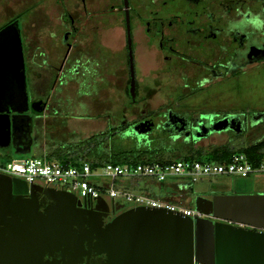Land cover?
I'll return each mask as SVG.
<instances>
[{"label": "flooded vegetation", "instance_id": "flooded-vegetation-1", "mask_svg": "<svg viewBox=\"0 0 264 264\" xmlns=\"http://www.w3.org/2000/svg\"><path fill=\"white\" fill-rule=\"evenodd\" d=\"M73 1L82 5V11L77 12L78 15L88 19V0H57L65 3ZM116 1L118 5L112 8L111 12L123 19L128 50L124 0ZM127 2L129 38L135 66V95L134 97L130 95L126 115L110 116L105 124H101L102 129L83 138L88 139L97 134L102 145L116 144L134 147L139 151L151 149L153 146L163 147L157 154L169 158L188 152L191 148L229 145L230 141L250 134L260 126L264 127V119L258 121L257 118L259 113H264L263 110L213 107L211 100L203 96L209 88L231 80L239 81L251 68L264 65V0H127ZM19 19L18 15L8 20L0 26V30L15 21L18 24L28 95V91L31 92L29 65L37 68V63H41L48 69L51 66L50 56L47 52L39 51L37 34L33 40L29 38ZM61 26L63 28L61 42L65 46V53L61 58V64L55 68V75L58 76L60 72L61 75L60 79L55 76L52 78L53 86L64 81V74L68 68L79 71L80 63L89 59L87 54L85 59L78 38L83 26L76 24L72 12L63 11ZM139 64L143 67L148 66V70L143 73L139 69ZM48 97L41 96L31 101L28 97L29 105L33 101H43L44 113L49 103ZM195 99H198L200 104L197 103V106L187 104V100ZM43 113L35 114L30 107L26 110L25 114L32 119L30 133L26 125L22 131L13 130L8 137L2 134L4 130H0V151L30 153L39 140L37 130ZM231 115H238L239 118L233 120L228 118L226 130L208 132L205 137L194 138L196 129L220 127L221 124L218 122ZM140 124L143 126L137 135L132 129ZM222 137H226L227 141L217 143L224 139ZM40 187L42 189L40 192H29L22 197L26 200L35 198L42 212L54 204L51 196L64 197L56 192L62 190ZM106 203L108 208L105 211L96 208L97 201L80 205V209L86 217H101L106 224L121 212L134 207ZM208 218L216 221L212 217ZM85 248L87 249L86 246ZM44 259L57 261L59 264H72L68 256L63 257L60 253L46 255ZM73 260L74 264H109L105 254L93 251Z\"/></svg>", "mask_w": 264, "mask_h": 264}, {"label": "water", "instance_id": "water-1", "mask_svg": "<svg viewBox=\"0 0 264 264\" xmlns=\"http://www.w3.org/2000/svg\"><path fill=\"white\" fill-rule=\"evenodd\" d=\"M124 8L129 93L134 97L127 0ZM19 38L16 21L0 30V130L6 137L13 130L22 131L24 125L30 133L32 119L25 111L30 107L33 113L41 114L45 108L41 100L29 105ZM228 118L239 116L223 118L218 122L220 127L198 128L194 138L226 130ZM257 118L263 120L264 113ZM141 126H135L132 132L138 135ZM41 190L39 185L0 175V264H59L44 259L56 253L68 256L74 264L73 258L91 251L105 254L109 264H264V194L198 197L195 209L200 215L196 217L136 206L104 224L101 217H86L81 203L65 191H56L64 197L51 196L54 204L44 212L35 198L22 197ZM96 208L105 211L108 205L99 199Z\"/></svg>", "mask_w": 264, "mask_h": 264}, {"label": "crops", "instance_id": "crops-1", "mask_svg": "<svg viewBox=\"0 0 264 264\" xmlns=\"http://www.w3.org/2000/svg\"><path fill=\"white\" fill-rule=\"evenodd\" d=\"M87 4L88 19L82 15L77 19H81L85 25L78 38L85 59L86 54L89 59L80 63L79 71L68 68L64 81H56L58 83L54 86L51 85L54 81L52 78L55 76L58 79L61 75V72L55 75V68L61 64L65 53V46L61 42L62 22L54 29L40 28L37 33L39 51L49 53L51 66L46 69L41 63H37V68L29 65L31 93L34 98L49 96L52 106L47 116V111L43 113L37 130L39 140L30 153L39 152L48 158L53 151L79 144L85 139L83 137L102 129L101 124H105L110 116L128 113L130 69L125 30L122 17L111 12L118 2L88 0ZM139 67L143 73L149 68L141 64ZM12 154L25 155L11 150L0 151V156L7 158H12Z\"/></svg>", "mask_w": 264, "mask_h": 264}, {"label": "rangeland", "instance_id": "rangeland-1", "mask_svg": "<svg viewBox=\"0 0 264 264\" xmlns=\"http://www.w3.org/2000/svg\"><path fill=\"white\" fill-rule=\"evenodd\" d=\"M65 10L73 13L77 25L85 26L81 19H77L79 17L77 12L82 11L80 2L73 1L65 3L57 2V0L0 1V26L19 15L20 25L23 27L26 35L33 40L36 34L39 33L40 28L54 29L58 27V23L62 22L60 17ZM107 22H109L108 19ZM203 96L211 100V106L213 107H224L225 109L242 107L264 111V65L251 68L239 81L231 80L209 88ZM28 97L29 101L34 98L29 91ZM197 103L200 104L198 99L187 100L188 105L197 106ZM51 106V102L48 103L46 116ZM79 126L82 125L80 124ZM263 138L264 127L260 126L253 130L252 133L230 141L227 146L237 151L241 147H245ZM225 140L227 141L226 137L217 143L225 142ZM11 157H37L48 160L46 156L43 157L39 152H32L25 155L12 154ZM0 159L4 161L8 158L0 156ZM96 170L98 172L101 171L99 167ZM37 181L44 183L43 180L37 179ZM179 182H182V180L174 177H168L163 183H156L147 178H119L114 184L115 187L127 189V191L134 194L151 196L155 199L178 204L195 211L196 199L198 197L210 199L211 196L216 194H264V172L251 174L245 178L236 175L204 176L195 182H191L188 186L177 185ZM153 193L157 196H153Z\"/></svg>", "mask_w": 264, "mask_h": 264}, {"label": "built area", "instance_id": "built-area-1", "mask_svg": "<svg viewBox=\"0 0 264 264\" xmlns=\"http://www.w3.org/2000/svg\"><path fill=\"white\" fill-rule=\"evenodd\" d=\"M100 170V172L92 170L86 161L79 166H65L55 160L37 157H12L4 161L0 159V175L20 179L28 185L47 186L71 193L81 205L103 199L113 206L127 204L134 207L164 208L190 217L200 214L178 204L115 187L114 182L119 178H147L156 183H163L168 177H174L182 180L177 185L188 186L204 176L236 175L245 178L256 172L263 173L264 159L258 166H253L246 155L235 153L227 163L184 160L167 164L150 163L135 166L107 163L100 167ZM37 179L43 180L44 183L38 182Z\"/></svg>", "mask_w": 264, "mask_h": 264}, {"label": "trees", "instance_id": "trees-1", "mask_svg": "<svg viewBox=\"0 0 264 264\" xmlns=\"http://www.w3.org/2000/svg\"><path fill=\"white\" fill-rule=\"evenodd\" d=\"M97 136L95 134L79 144L55 150L47 157L49 160H55L65 166H79L86 161L90 164L92 170H96V168H100L107 163L120 166L150 163L167 164L177 160L227 163L235 153L246 155L253 166H258L264 159V138L241 147L237 151L227 145H215L208 148H191L188 152L166 158L161 154H157V151L163 150V147L153 146L151 149L139 151L134 147H123L116 144L107 146L102 145ZM152 195L157 196L155 193Z\"/></svg>", "mask_w": 264, "mask_h": 264}]
</instances>
